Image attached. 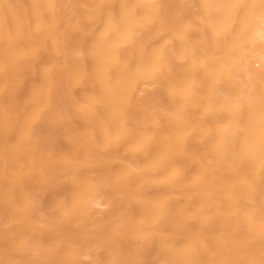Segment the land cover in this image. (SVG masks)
Segmentation results:
<instances>
[{
  "label": "bare ground",
  "instance_id": "1",
  "mask_svg": "<svg viewBox=\"0 0 264 264\" xmlns=\"http://www.w3.org/2000/svg\"><path fill=\"white\" fill-rule=\"evenodd\" d=\"M0 264H264V0H0Z\"/></svg>",
  "mask_w": 264,
  "mask_h": 264
}]
</instances>
